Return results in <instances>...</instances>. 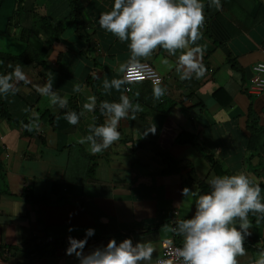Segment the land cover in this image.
Segmentation results:
<instances>
[{
  "label": "crops",
  "instance_id": "0c3cea01",
  "mask_svg": "<svg viewBox=\"0 0 264 264\" xmlns=\"http://www.w3.org/2000/svg\"><path fill=\"white\" fill-rule=\"evenodd\" d=\"M113 2L0 0V74L20 64L26 77L14 94L0 95V264H79L66 254L68 237L86 239L85 254L109 239L130 238L150 244L154 262L162 241L182 246L173 228L194 214L203 194L197 180L207 193L212 176L243 171L264 198V90L247 92L250 65L264 62V0H220V9L203 0L200 78L180 79L179 53L158 48L141 58L162 77L160 100L146 80L127 84V91L103 88L105 79L121 78L131 55L127 42L99 26ZM75 13L84 38L74 31ZM22 30L38 46L25 47ZM48 80L52 92L67 97V108L38 91ZM76 84L82 91L73 90ZM121 95L143 110L121 121L118 141L92 154L78 140L90 134L93 117L96 124L106 119L101 102H119ZM89 96L96 97L93 112L83 109ZM70 110L84 113L78 124L57 122ZM22 123L39 128L26 127L27 134ZM166 157L174 164L167 166ZM249 219L251 235L238 264L255 261L263 247L264 220Z\"/></svg>",
  "mask_w": 264,
  "mask_h": 264
},
{
  "label": "clouds",
  "instance_id": "9594fccd",
  "mask_svg": "<svg viewBox=\"0 0 264 264\" xmlns=\"http://www.w3.org/2000/svg\"><path fill=\"white\" fill-rule=\"evenodd\" d=\"M210 6L220 9V0H210ZM204 8L203 0H114L111 9L100 14L98 23L121 42H127L131 55L129 62L120 66V72L127 75L113 78L111 82L105 79L103 88L119 91L122 85L142 80L140 59L149 58L158 48L170 56L179 53L175 70L180 79H189L193 75L202 77L205 73L201 62L203 48L196 42L202 37ZM8 67L13 66L9 64ZM24 80L26 77L20 64L13 72L0 74V95L14 94L16 84ZM51 88L52 80H48L38 91L49 98L50 104L67 108V97H60ZM73 90L82 91V86L76 84ZM165 93L161 82L155 81L154 99L160 100ZM95 106L96 97L89 96L83 109L93 112ZM142 110L141 105L133 103L127 95H121L119 102L102 101L100 112L106 119L102 124H96L93 117L88 125L90 134L78 142L87 143L92 154L102 153L120 139L121 121L135 120L136 113ZM83 114L70 110L63 118L76 125ZM26 127L31 131L38 129L39 125ZM152 130L153 124L146 132ZM208 183L210 191L199 196L194 214L175 222L173 231L182 237V246L171 259L157 258L154 264H238L237 257L245 254L244 243L251 235L249 214L256 217L257 223L264 220V198L259 183L243 171L214 175ZM189 191L185 187L183 196ZM93 232V229H87L86 236L93 235ZM68 241L66 254H75L79 264H153V247L141 242L133 244L130 238L119 243L109 239L105 246L94 248L87 254L84 252L86 239L68 237ZM254 264H264V251L259 253Z\"/></svg>",
  "mask_w": 264,
  "mask_h": 264
},
{
  "label": "built area",
  "instance_id": "2783aa9c",
  "mask_svg": "<svg viewBox=\"0 0 264 264\" xmlns=\"http://www.w3.org/2000/svg\"><path fill=\"white\" fill-rule=\"evenodd\" d=\"M140 64L142 65L140 72L144 78L139 81L146 80L151 85H154L155 81H160V82L162 81V77L147 62L141 61ZM126 75H127L126 72L121 73V78H123ZM123 88L125 91H127L128 85L127 84L123 85ZM263 90H264V62L258 61L250 65V78L247 87V92L257 95ZM180 247L181 246L175 244L171 239H166L161 242V249L157 258L171 259L176 253V250ZM245 264H254V261H250Z\"/></svg>",
  "mask_w": 264,
  "mask_h": 264
},
{
  "label": "trees",
  "instance_id": "16d2710c",
  "mask_svg": "<svg viewBox=\"0 0 264 264\" xmlns=\"http://www.w3.org/2000/svg\"><path fill=\"white\" fill-rule=\"evenodd\" d=\"M74 18H75L74 24H73L74 25V31L78 34L79 37L84 38L85 36H84L82 18H80L78 13L74 14ZM25 31H27V30H22L20 32V34H19V39H20L21 42H23L25 44V47L28 48V47H36V46H38L30 38L26 37L27 33ZM39 55H40V53H39ZM18 57H20V55ZM24 61L25 60H22V62H24ZM3 113H4V108H3L2 104H0V115H3ZM63 116H64V113L61 114V115L59 114V115H57V117L55 119L57 120V122L61 121L62 124L63 123L67 124L68 122H67V120H65L63 118ZM24 124L25 123H22L23 129H24V133L26 132L28 134V130H26V127H24ZM177 141L180 142V143H182V142L186 143L187 140H184V138L180 137L179 139H177ZM164 161H165V163L168 166V165H173L175 160H173V159H171L169 157H166L164 159ZM197 184H198V187H199V192L204 193V191H206V186L203 185L202 182H200L198 180H197ZM0 248H1V246H0ZM260 250L264 251V238H263V247Z\"/></svg>",
  "mask_w": 264,
  "mask_h": 264
},
{
  "label": "rangeland",
  "instance_id": "374dc122",
  "mask_svg": "<svg viewBox=\"0 0 264 264\" xmlns=\"http://www.w3.org/2000/svg\"><path fill=\"white\" fill-rule=\"evenodd\" d=\"M9 45V44H8Z\"/></svg>",
  "mask_w": 264,
  "mask_h": 264
}]
</instances>
